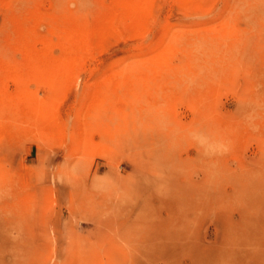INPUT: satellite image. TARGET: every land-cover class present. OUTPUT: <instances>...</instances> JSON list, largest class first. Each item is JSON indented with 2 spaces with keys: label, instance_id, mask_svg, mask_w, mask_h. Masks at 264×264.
<instances>
[{
  "label": "rangeland",
  "instance_id": "obj_1",
  "mask_svg": "<svg viewBox=\"0 0 264 264\" xmlns=\"http://www.w3.org/2000/svg\"><path fill=\"white\" fill-rule=\"evenodd\" d=\"M0 264H264V0H0Z\"/></svg>",
  "mask_w": 264,
  "mask_h": 264
}]
</instances>
